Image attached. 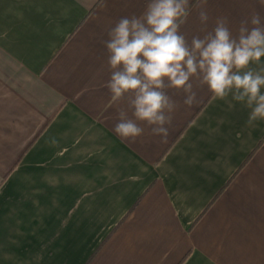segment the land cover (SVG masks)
Masks as SVG:
<instances>
[{
    "label": "crops",
    "instance_id": "obj_1",
    "mask_svg": "<svg viewBox=\"0 0 264 264\" xmlns=\"http://www.w3.org/2000/svg\"><path fill=\"white\" fill-rule=\"evenodd\" d=\"M189 2V41L218 17L264 24L259 0ZM146 4L0 0V264H264V120L193 79L191 107L168 92L166 143L114 131L134 117L104 42Z\"/></svg>",
    "mask_w": 264,
    "mask_h": 264
},
{
    "label": "clouds",
    "instance_id": "obj_2",
    "mask_svg": "<svg viewBox=\"0 0 264 264\" xmlns=\"http://www.w3.org/2000/svg\"><path fill=\"white\" fill-rule=\"evenodd\" d=\"M259 3L264 6V0ZM190 11L189 0H147L141 16L121 17L109 30L104 42L111 72L107 87L114 102L126 98L134 117L120 110L114 131L121 138L134 142L144 131L137 124L141 121L166 143L177 107L168 92H183V103L191 107L198 103L193 79L215 98L231 96L249 108V126L264 120V24L259 13L241 21L236 36L227 18L218 17L211 31L202 29V37L189 41L180 29ZM208 19L206 11L199 12L202 24Z\"/></svg>",
    "mask_w": 264,
    "mask_h": 264
}]
</instances>
